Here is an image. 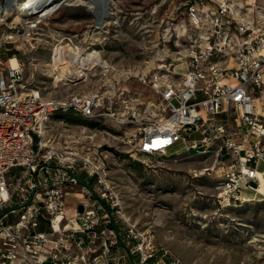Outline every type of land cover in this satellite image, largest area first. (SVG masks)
<instances>
[{"label": "built area", "instance_id": "1", "mask_svg": "<svg viewBox=\"0 0 264 264\" xmlns=\"http://www.w3.org/2000/svg\"><path fill=\"white\" fill-rule=\"evenodd\" d=\"M184 12L191 29L187 52L158 63L142 79L149 98L124 87L43 101L39 91L26 89L20 62L12 66L0 57V264H12L15 256L17 264H120V256L111 255L118 230L90 190L95 177L106 197L104 156L94 142L77 137L56 147L47 137L55 115L66 125L110 121L125 128L123 142L135 154L167 155L179 145V156L216 146L231 160L219 196L235 205L244 202L243 188L258 191L264 183V170H257L264 154V6L189 0ZM224 113L231 123L217 122ZM73 187L86 195L68 218L65 196ZM40 221L48 231H37ZM99 225L110 235L101 249L72 256L71 245L95 244ZM128 235L136 237L132 228ZM143 244L135 249L140 264L152 256Z\"/></svg>", "mask_w": 264, "mask_h": 264}, {"label": "rangeland", "instance_id": "2", "mask_svg": "<svg viewBox=\"0 0 264 264\" xmlns=\"http://www.w3.org/2000/svg\"><path fill=\"white\" fill-rule=\"evenodd\" d=\"M106 1L105 17L100 21L87 0H62L34 28L24 25L15 11L3 15L0 57L18 58L26 89L39 91L43 101H62L96 88L112 93L124 87L149 98L142 79L158 63L187 52L191 29L184 9L189 0ZM5 2L0 0V15ZM256 4L262 7L264 0H256ZM255 13L263 15L260 10ZM61 40L85 50L81 57L97 52L74 68L66 67L64 73L90 68L96 58L99 64L83 70L82 76V72L67 74L57 81L62 70H53L48 64L51 50ZM63 56L66 60L65 53ZM61 117L53 116L47 132L56 147L77 137L81 143L94 142L104 156L101 179L110 186L106 197L95 177L89 179L90 190L102 213L114 219L118 241L113 244L112 258L120 256V264H140L135 249L143 242L142 248L152 254L146 264H264V194L243 188L242 195L254 200L236 205L223 200L220 184L231 160L218 154L216 146L179 156L174 155L179 145L167 155L135 154L123 142L125 128L110 121L94 126L75 120L66 125ZM216 119L232 122L225 113ZM196 136L191 134V138ZM68 190L65 210L72 217L75 203L81 200L73 193L86 194L80 187ZM130 228L135 238L128 235ZM102 230L105 228L99 225L98 233ZM37 231H48L47 222L40 221ZM104 233L110 236L108 231Z\"/></svg>", "mask_w": 264, "mask_h": 264}, {"label": "bare ground", "instance_id": "3", "mask_svg": "<svg viewBox=\"0 0 264 264\" xmlns=\"http://www.w3.org/2000/svg\"><path fill=\"white\" fill-rule=\"evenodd\" d=\"M220 2H225V0H218ZM255 0H247V5H251L254 3ZM87 2L90 4V8L94 11L95 14H98V20L100 21L103 17H105V9L107 5L106 0H87ZM62 3V0H6L4 6L2 7L1 11L3 15H9L13 11L16 12L18 18L23 22L24 25H26L28 28H34L37 27L39 23H41L46 17L51 15L56 8ZM100 10V12H97ZM98 25L101 22H96ZM8 38H12V36H8ZM65 53V58L63 54ZM83 54H85V50L81 49L78 46H70L68 43H64V41H60L58 45L53 48L50 52V63L48 64L51 69L56 70L60 68L62 71L60 74L56 77L57 81L63 80L64 75H76L79 71L76 69H73L74 73H64L65 68H74L76 64L83 63V61L88 60L89 57H93L97 54L96 51H92L91 53H87L86 57H81ZM63 56V57H62ZM9 61L12 64V66H15L19 60L15 57H9ZM97 59V58H96ZM94 59L93 61L99 63V60ZM60 66V67H58ZM80 67V66H78ZM72 71V69H70ZM83 73H81V76ZM83 133V132H82ZM257 190L260 191L262 194H264V183H261ZM70 195V194H68ZM74 196H77L78 198L82 200L83 194L82 193H73ZM244 202H249L254 199L246 197L244 195H241ZM262 200V199H259ZM19 261V257L15 256L12 260V264H17Z\"/></svg>", "mask_w": 264, "mask_h": 264}, {"label": "crops", "instance_id": "4", "mask_svg": "<svg viewBox=\"0 0 264 264\" xmlns=\"http://www.w3.org/2000/svg\"><path fill=\"white\" fill-rule=\"evenodd\" d=\"M257 170L258 171H262L264 170V154L262 157V160H260L257 164ZM261 198V197H260ZM258 198V199H260ZM68 218H70L71 216H69L68 213H66ZM72 213H70L71 215ZM105 237H107V234H105L104 232H102L101 234H99V236L97 237V240L95 241L94 245H90L88 243H85L84 245L81 246V250L78 249L75 245H71L70 249V254L72 256H76V255H80L83 253H86L88 251V249L91 247L92 250H96L97 252L101 249V243L104 241ZM111 255H113V246L111 248Z\"/></svg>", "mask_w": 264, "mask_h": 264}, {"label": "trees", "instance_id": "5", "mask_svg": "<svg viewBox=\"0 0 264 264\" xmlns=\"http://www.w3.org/2000/svg\"><path fill=\"white\" fill-rule=\"evenodd\" d=\"M104 205V204H103ZM111 221H112V223L113 224H111L112 225V227L117 231V228L115 227V225H114V219L111 217Z\"/></svg>", "mask_w": 264, "mask_h": 264}, {"label": "water", "instance_id": "6", "mask_svg": "<svg viewBox=\"0 0 264 264\" xmlns=\"http://www.w3.org/2000/svg\"><path fill=\"white\" fill-rule=\"evenodd\" d=\"M252 185H255V184L252 183ZM79 210H80V211L82 210V206L79 207Z\"/></svg>", "mask_w": 264, "mask_h": 264}]
</instances>
